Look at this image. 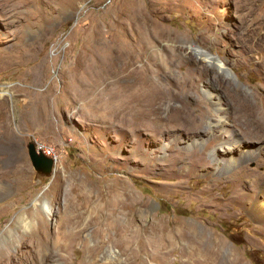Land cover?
<instances>
[{
    "label": "rangeland",
    "instance_id": "rangeland-1",
    "mask_svg": "<svg viewBox=\"0 0 264 264\" xmlns=\"http://www.w3.org/2000/svg\"><path fill=\"white\" fill-rule=\"evenodd\" d=\"M197 47L225 62L235 78ZM141 77L146 88H139ZM212 85L224 98L219 114L240 138L232 156L251 154L219 171L212 153L218 131L192 145L206 134L202 117L210 102L202 89ZM28 142L53 149L47 175L32 167ZM11 149L25 164L21 175ZM242 168L250 170L247 179ZM255 180L262 184L253 193L247 184ZM262 186L264 0H0L2 264L87 261L83 240L94 244V228L79 240L62 239V224L79 214L85 221L118 193L128 209L144 206L148 220L203 223L244 264H264V218L255 212ZM103 252L96 264L105 261ZM169 257L167 264H181L178 249Z\"/></svg>",
    "mask_w": 264,
    "mask_h": 264
},
{
    "label": "bare ground",
    "instance_id": "bare-ground-1",
    "mask_svg": "<svg viewBox=\"0 0 264 264\" xmlns=\"http://www.w3.org/2000/svg\"><path fill=\"white\" fill-rule=\"evenodd\" d=\"M195 51L202 55L205 54V59L210 61L212 65H215L217 69L235 78L225 62L211 56L201 47H197ZM134 54V49L127 53V63H124L130 66L128 62L132 61L131 59L133 58H131V56ZM153 54L151 53V55ZM203 73L205 74L206 72L204 71ZM131 74L137 75V70H132ZM139 79V88H146L145 86H148L147 78L141 77ZM225 91L234 103L243 105L241 97L229 92L227 89H225ZM202 92L210 102V111L206 112L202 117L205 124V130L203 132L206 134L203 133L204 135H200L199 138H193L192 145H201L204 137L209 135L210 131H218L220 135L217 137L215 148L212 151L214 155L213 166L218 171L236 164L241 158H250L251 154L245 152L240 153L236 158L232 156L234 150L240 143V138L238 132L231 127L229 123L230 120H228L225 115L219 114L220 111L225 110L223 94L219 91V88L212 85L210 88L202 89ZM131 100L133 101L132 97ZM242 109L244 112V110H248L249 107H244ZM240 110L241 108H239V111ZM39 120V118L34 117V123H37ZM214 140L215 139H212L211 142ZM12 150L13 149L10 150V152H12V158H16L15 161L17 160L16 172L23 174L26 170L25 164L20 162L17 152ZM7 152L9 151L7 150ZM219 152H222V155L229 154V156L223 158L220 156ZM9 155H11V153ZM254 171L255 170L251 172ZM239 172H241L242 178H246V175L250 174V170L247 168H242ZM246 184L245 182V185ZM261 184L259 180H255L254 183L247 184V186L251 185L249 186L251 187L249 190L255 193V189H259ZM262 189H264L263 186ZM257 196H259V194ZM115 198L116 200L98 203L93 207L91 212L92 215L88 219H85V221L79 214L76 215L75 218H71L62 224V229H68L61 233L62 235L60 236H62V239L66 237L67 239L79 240L82 238L81 235L83 231L91 227L94 228L91 234V238L94 239V244L88 246L85 240H83V249L87 261L84 260L81 264H96L98 262L96 261L97 255L104 250H106V254L103 252L105 261L102 260L103 262L101 261L102 263L100 264H132V262L134 263L135 261L142 262L139 264H167L170 251L174 249H178L179 257H182L181 264H244V261L236 256L235 251L230 249L226 242L213 233V230L207 225L194 220L185 221L181 218H170L165 216H153L148 220V213L144 206H137V203H130L132 207L128 209L125 203L126 201H124L125 199H119L121 198L119 193ZM254 201L256 202V200ZM263 201L256 203L255 206V212L258 218H264L261 211L264 209ZM41 205L45 211L46 209L49 210L47 202H42ZM78 213H80V211ZM72 227L78 230L72 232ZM255 242L253 245L257 246L258 244ZM45 244L46 240H44V237L37 240V246L43 247L42 245ZM59 244L61 243L53 242V246L56 249L59 248ZM0 264H2V262H0Z\"/></svg>",
    "mask_w": 264,
    "mask_h": 264
},
{
    "label": "water",
    "instance_id": "water-1",
    "mask_svg": "<svg viewBox=\"0 0 264 264\" xmlns=\"http://www.w3.org/2000/svg\"><path fill=\"white\" fill-rule=\"evenodd\" d=\"M26 152L32 167L39 173L47 175L52 167V159L43 154L42 151L36 150L32 142L26 145Z\"/></svg>",
    "mask_w": 264,
    "mask_h": 264
},
{
    "label": "built area",
    "instance_id": "built-area-1",
    "mask_svg": "<svg viewBox=\"0 0 264 264\" xmlns=\"http://www.w3.org/2000/svg\"><path fill=\"white\" fill-rule=\"evenodd\" d=\"M40 147H41L42 151H43L46 155L50 156V158L52 159V161H54V162L56 161V156H55V153H54V151H53L52 148L47 147V146H44V145H38V146H37V148H40Z\"/></svg>",
    "mask_w": 264,
    "mask_h": 264
}]
</instances>
